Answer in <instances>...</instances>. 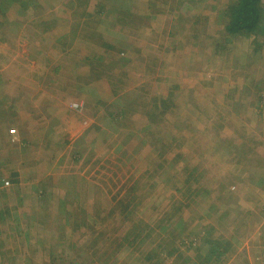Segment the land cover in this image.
I'll list each match as a JSON object with an SVG mask.
<instances>
[{"label":"rangeland","instance_id":"1","mask_svg":"<svg viewBox=\"0 0 264 264\" xmlns=\"http://www.w3.org/2000/svg\"><path fill=\"white\" fill-rule=\"evenodd\" d=\"M230 2L0 0V264H202L208 237L264 264V42Z\"/></svg>","mask_w":264,"mask_h":264},{"label":"trees","instance_id":"2","mask_svg":"<svg viewBox=\"0 0 264 264\" xmlns=\"http://www.w3.org/2000/svg\"><path fill=\"white\" fill-rule=\"evenodd\" d=\"M224 17H225V24L223 27V30L225 32V34L227 35H246L247 33L252 34L254 33L255 29H257L259 27V24H261V35L260 38L261 40L264 42V17L261 14V0H231V2L226 6L224 12ZM154 102V99H153ZM152 102V108L154 109L156 107L155 103ZM144 108V105H141ZM7 110L2 111V114L7 113ZM149 114L151 117L153 115L152 111H149ZM148 119V118H147ZM149 120V119H148ZM19 174L17 172L15 173H11L9 175V182L11 185L15 186L18 181L16 179V176H18ZM183 177V176H182ZM2 176L0 175V184H1V180H2ZM184 179V180H183ZM182 180L184 181V183L186 184V188L188 190V192L190 191V184L188 183V176H184ZM8 185L9 182L5 181ZM5 189V188H2ZM198 190L195 189L192 191V195L196 196L198 194ZM4 196V194H3ZM2 196V197H3ZM8 213V212H6ZM5 218H4V214H3V210H0V224H1V228L0 231H3V233H5L7 230H11V227H7L3 225V223L5 222ZM225 221V219L223 220ZM222 221V222H223ZM11 224V223H9ZM13 228L15 227L14 224L12 225ZM77 224H74V227H76ZM5 229V230H4ZM1 233V232H0ZM26 234V232H25ZM137 236H139V234H136V238ZM135 240V239H134ZM126 241V240H124ZM204 243L209 244L210 246L208 247V249L205 251L206 253L202 256V261L201 263L203 264V262L209 263V264H226L228 257H226V253L229 250V247L231 245V242L228 240H210V238L208 237L207 239L203 240ZM203 243V244H204ZM224 243V244H222ZM40 245L37 246V249L39 250L37 253L39 254V256L41 257V259H45L48 257V255L45 257L44 253H45V249L39 247ZM181 246H186L185 244L181 245ZM191 246V245H189ZM189 246L185 247V249H190ZM2 247V243L0 242V249ZM23 247H21L20 249H22ZM195 248V247H194ZM198 248H195V250H197ZM201 249V247H200ZM177 249H171L170 251L166 252V256L165 258H160L159 251H157L156 249H152L149 253H147L145 260L146 261H151L152 259H159L158 263L155 262L154 264H164L165 259L171 257L174 252H176ZM0 255H3V251L0 250ZM195 256V255H194ZM196 258V257H195ZM188 258H184L182 259L181 263H185L187 262ZM8 263H11V259H8L7 261Z\"/></svg>","mask_w":264,"mask_h":264}]
</instances>
